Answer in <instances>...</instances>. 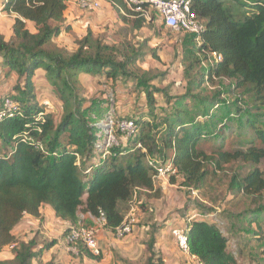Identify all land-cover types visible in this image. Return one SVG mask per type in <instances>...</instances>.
Wrapping results in <instances>:
<instances>
[{"label":"trees","instance_id":"1","mask_svg":"<svg viewBox=\"0 0 264 264\" xmlns=\"http://www.w3.org/2000/svg\"><path fill=\"white\" fill-rule=\"evenodd\" d=\"M4 1L3 11L15 19L10 40L0 34V69L5 79L18 80L14 88L18 97L14 100L20 105V112L0 123V253L10 248L13 256L11 260H0V264H44L42 254L58 245V241H51L37 250L35 239L26 243L13 233L26 215L43 223V205L50 206L58 219L75 228L81 224V211L93 219L103 214L104 229L115 233L128 216L127 210L135 195L144 192L150 198L161 196L156 189V183L161 180L154 179L157 173L147 160L156 158L159 150L172 152L168 160L172 161L176 175L169 182L175 185L176 179L181 177L182 186L187 188L197 187L207 176L206 164L210 161L215 160L216 167L222 169L223 165L234 161L258 165L264 159V150L253 147L247 152H226L223 150L225 141L215 153L216 159L199 149L202 139L217 136L210 128L219 119L216 113L210 115L208 111L219 109L220 93L208 97L188 91L185 97L196 102L194 113L182 103L183 97L175 99L176 107L164 111V134L159 142L152 136L157 115L154 94L159 92L169 103L174 98L153 87L146 88L147 108L153 122L144 118L135 120L138 133L126 142V148L114 147L107 152L102 144L106 130L98 124L109 117V101L84 98L80 76L104 77L111 82L109 86H114L118 79L132 77L140 84H149L153 80L150 73L136 75L131 69L139 55L133 52L120 60L119 54L123 51L105 44L90 29L84 38L76 40L77 49L71 53L56 44L60 34L72 32V27L66 24L68 5L65 1ZM105 1L118 19L132 29L140 31L144 25H149L125 17L122 10L127 11V8L122 0ZM192 10L205 23L198 53L205 60L206 53H217L222 58L221 62L207 67L200 78L198 75V90L205 84L215 85L219 79H229L236 90L251 94L263 108L264 0H195ZM26 22L35 25V33L27 28ZM190 37L189 47L196 49V40ZM198 62L193 61L189 71L197 67ZM39 71L44 72L45 80L54 90L62 108L60 117L46 113L38 102L35 77ZM40 113H45L41 120L38 119ZM234 113L240 116L241 125L249 128L252 138L264 144V129L258 127L261 116H243V108L237 106L226 111L229 119ZM190 117L192 120L188 119ZM199 117L211 120V126H202L197 121ZM138 143L146 152L138 149ZM3 150L7 151L2 154ZM234 184L239 192L251 198L264 192V177L259 170L243 179L235 178ZM250 214L256 220L263 218L264 207L259 202ZM70 228L62 235L65 242ZM187 234L190 253L201 264H238L228 252L227 238L214 224L193 220L187 223ZM155 245L156 237L152 235L147 264H165L156 253ZM70 246L76 248L81 261L101 262L103 259L102 255L90 252L81 240Z\"/></svg>","mask_w":264,"mask_h":264},{"label":"rangeland","instance_id":"2","mask_svg":"<svg viewBox=\"0 0 264 264\" xmlns=\"http://www.w3.org/2000/svg\"><path fill=\"white\" fill-rule=\"evenodd\" d=\"M1 1L3 0H0V28L4 29V34H8L12 30L14 17L3 11L4 3ZM75 10L68 13L66 18L67 23L72 27V32L60 34L56 44L72 53L77 49L76 40L84 38L90 29L96 38L107 45L117 46L123 51L122 54H119L120 60L124 55L137 53L139 59L131 69L136 75L148 72L150 73L149 77H153L149 84L144 85L140 84L136 77L118 79L114 86H109L111 82L100 76L98 79L86 78L82 81V96L84 98L88 100L107 99L109 101L107 104L110 109L109 117L101 121L98 126L106 129V121L110 119L115 124L119 121H135L139 118L153 122L154 118L149 117L146 96V88L153 87L159 91H165L166 95L174 98L169 103L159 92L154 94L157 115L152 136L161 142L160 138L164 134L162 126L164 111H170L176 107L178 102L175 99L183 97L182 103H186L189 112L194 113L196 102L185 97L188 91L191 90L194 95H208V97L220 93L219 109H213L214 112L208 111L210 115L216 113L219 119L216 125L210 128V131L216 133L217 136H208L202 139L199 149L213 159L217 158L215 153L219 151V146L224 141L225 148L223 150L226 152L236 150L247 152L252 147L264 150L261 140L252 138L254 136L249 128H244L241 125L242 120L239 115L234 113L229 119V115L226 114V111L231 107H242L245 113L243 116L255 114L261 116L258 127L264 129V107L258 105L251 94L236 90L234 82L229 79H219L215 85L205 84L198 90L197 79L201 77V74L207 72L208 68L203 65L205 57L198 53V49L189 47L188 43L191 41L189 35L167 29L158 21L155 14L154 21L149 25H144L143 31L134 32L117 22L113 11L109 12L106 6L95 13ZM192 60L199 62L197 67L189 71ZM146 79L149 78L146 77ZM35 82L37 83L38 102L41 104L42 101H50L52 108L47 111L60 117L62 108L56 99L54 90L48 85L41 71L35 77ZM17 84L18 80L16 79H5L4 72L0 69V101L4 97L16 99L18 94L14 88ZM246 112L248 113L246 114ZM192 118L188 119L192 120ZM197 121L202 126H211V120L208 121L205 117H199ZM115 135L118 141V146H116L126 148V142L129 139L120 133ZM6 151L3 150L1 153ZM171 154L170 151L159 150L156 157L159 159L156 160L171 159ZM255 170H259L264 177V159L258 165L245 161H234L223 165L222 169H218L216 161L213 160L206 164L207 176L197 187L182 186L183 179L181 177L176 179L175 185H172L168 180H161L156 183V189L161 192L159 198H150L148 194L142 192L135 195L129 209H126L127 215L134 209L133 217L136 223L131 235L124 239H117L104 228L101 230L99 235L103 257L101 262L89 259L81 261L77 252L68 247L66 242L59 244V247H55L47 254L45 253V256L43 253L41 262L147 264L150 257L148 244L152 235H155V251L158 256L162 257L165 264H199L197 259L183 254L178 249L173 231L185 227L188 222L201 219L220 229L228 240V252L234 255L238 264H264V217L259 218L258 221L250 214L259 202L264 207V192L257 198H251L249 195L239 192L237 185L234 184L235 178L243 179ZM47 211L49 210L43 211L42 214L44 221L48 215ZM79 219L81 225L89 224L87 223L88 215L83 211L79 213ZM21 224L22 230L16 229L14 235L20 240L38 231L36 236L39 238V246L45 244L46 240L47 242H61V236L67 229L63 228L61 223L54 222L52 230L48 229L50 237H46V230H40L41 226L37 228L33 220L25 219ZM8 259H12L11 249L0 253V260Z\"/></svg>","mask_w":264,"mask_h":264},{"label":"built area","instance_id":"3","mask_svg":"<svg viewBox=\"0 0 264 264\" xmlns=\"http://www.w3.org/2000/svg\"><path fill=\"white\" fill-rule=\"evenodd\" d=\"M69 6L74 4L79 10L86 13H95L102 8V3L105 0H63ZM127 8V11L122 10V14L129 19L141 20L146 24H151L154 21V14L158 21L172 32L183 33L193 36L197 43V49L201 47V37L205 32V23L197 18L193 13L192 5L195 0H122ZM201 54V53H200ZM205 54V53H204ZM207 60L203 61L205 67L212 66L221 62L222 58L217 53H206ZM41 107L47 110L52 108L50 101H42ZM46 108H45V107ZM20 112V105L10 97H4L0 102V123L8 118L14 117ZM45 113H40L38 119H43ZM117 122V121H115ZM106 135L102 141L104 149L109 152L112 148L117 147L118 141L116 133L125 136L126 139L134 138L137 132V127L134 121H119L114 123L113 120L106 121ZM31 141V140H26ZM117 145V146H116ZM138 149L146 152V149L141 143L137 144ZM42 149V148H41ZM158 158H148V165L155 169L157 175L155 180H170L176 175V169L171 160L163 161L156 160ZM134 209L125 218L122 225L112 233L117 239H124L131 235L136 223L133 217ZM203 218L202 215H200ZM92 226L81 225L79 228L71 227V231L66 238V245L78 254L76 248L71 247L78 240H81L87 249L96 256L102 255L99 235L105 225L103 214L99 219H96ZM173 235L178 249L185 255L193 259H197L190 253V244L187 234V225L183 228L175 229ZM198 260V259H197ZM199 264H201L199 262Z\"/></svg>","mask_w":264,"mask_h":264},{"label":"crops","instance_id":"4","mask_svg":"<svg viewBox=\"0 0 264 264\" xmlns=\"http://www.w3.org/2000/svg\"><path fill=\"white\" fill-rule=\"evenodd\" d=\"M2 3H5V1L3 0V1H1ZM103 6H106V9L110 12V11H113V15H114V17L116 18V20H117V22H119L121 25H123V26H125L126 28H128L129 30H131V31H134V32H141V31H143L145 28H142L140 31H138V30H134V29H132L130 26H127L126 24H124L122 21H120L119 19H118V15L116 14V12L113 10V8H112V6L110 5V4H108L106 1H104L103 3H102V8H103ZM4 8V5H3V7H2V9ZM75 9H78V7L77 6H75L74 4H70L69 6H68V10L66 11V13H65V17L67 18V14L68 13H71L72 11H76ZM79 10V9H78ZM81 11V10H80ZM82 12V11H81ZM13 17V16H12ZM14 19H15V17H14ZM14 24V23H13ZM26 24H27V28L32 32V33H35L36 32V29H35V25L33 24V23H31V22H26ZM66 24L67 25H70V24H68L67 23V20H66ZM71 26V25H70ZM11 27V26H10ZM0 34H2L5 38H6V40H10V38L12 37V35H13V30H11V32H9L8 34H4L3 32V30L4 29H2V28H0ZM43 74H44V72L43 71H41ZM38 74V73H37ZM44 76H45V74H44ZM98 79V77H92V76H88V75H86V74H82L81 76H80V82H81V84H82V81H84L85 79ZM118 82V81H117ZM116 82V83H117ZM35 84H36V87H37V83L35 82ZM45 210H49V211H47V213H48V215L46 216V219H45V221H43V223H41L40 222V220H38V219H35V218H33L32 216H29V215H26L24 218L25 219H27V220H33L34 222H35V224H36V226H37V228H40V226L42 227V229H40V230H46V232H47V234H46V237H50L49 236V234H48V229L49 230H52V225H53V223L55 222L56 224H58V222L59 223H61L62 224V227L63 228H67V229H69L71 226H70V224L69 223H66V222H63L62 220H60V219H58L57 217H56V214H55V212H54V210L50 207V206H48V205H43L42 206V208H41V214H43V211H45ZM88 215V220H87V223H91V226L93 225V223H95V221L94 220H96V219H93L89 214H87ZM42 217H43V215H42ZM28 218H31V219H28ZM25 219H23L22 221H24ZM43 219H44V217H43ZM16 229H18L19 231H21L22 230V224L20 223L16 228H15V230H14V234H15V231H16ZM66 229V230H67ZM39 230V231H40ZM65 230V231H66ZM38 232V231H37ZM36 232V233H37ZM36 233H32V234H30V236L29 237H27V238H22V239H18V237H17V239L19 240V241H23V242H26V243H28L30 240H32V239H35L36 240V242H37V245H38V248H37V250H39L42 246H39V244H38V241H39V238L36 236L37 234ZM65 233V232H64ZM61 236V235H60ZM46 237H45V239H46ZM44 239V240H45ZM61 242H58V245H56V246H54L50 251H52L55 247H59V244H63L64 242H65V240H62V236H61ZM49 242V241H48ZM47 242V240L45 241V243H48ZM10 250V248H6V249H4V250ZM3 250V251H4ZM50 251H45L44 252V256H45V253L47 254L48 252H50ZM11 255H12V253H11ZM12 258H13V256H12ZM8 260H11V259H8ZM46 263H48V262H46ZM46 263H44V264H46Z\"/></svg>","mask_w":264,"mask_h":264}]
</instances>
